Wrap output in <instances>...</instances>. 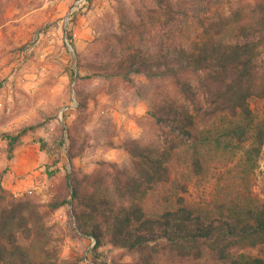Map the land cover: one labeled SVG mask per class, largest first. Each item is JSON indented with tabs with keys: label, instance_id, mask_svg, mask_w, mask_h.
<instances>
[{
	"label": "rangeland",
	"instance_id": "374dc122",
	"mask_svg": "<svg viewBox=\"0 0 264 264\" xmlns=\"http://www.w3.org/2000/svg\"><path fill=\"white\" fill-rule=\"evenodd\" d=\"M247 2L0 0V187L31 202L32 212L30 237L9 246L1 264H215L204 244L196 245L204 252L198 260L179 256L180 246L164 242L122 249L90 207L73 201L51 210L48 204L71 202L69 176L86 195L118 206L137 203L154 219L179 206L206 208L216 189L231 181L254 193L264 188V143L251 161L243 155L249 142L234 155L204 146L202 173L195 174L186 138L151 116L156 103L183 102L174 82L137 73L124 78L119 69L136 48L147 56L158 52V39L185 47L227 39L232 11L250 19ZM258 120L264 124V114ZM28 126L34 129L9 153L3 135ZM221 126L225 122L217 117L194 122L195 130L213 135ZM126 146L164 159L169 181H145L146 171L152 174L149 165L138 164ZM96 224L104 232L94 251L95 240L87 234ZM260 248L236 246L230 252L256 257L263 255Z\"/></svg>",
	"mask_w": 264,
	"mask_h": 264
},
{
	"label": "trees",
	"instance_id": "16d2710c",
	"mask_svg": "<svg viewBox=\"0 0 264 264\" xmlns=\"http://www.w3.org/2000/svg\"><path fill=\"white\" fill-rule=\"evenodd\" d=\"M247 1L245 7L250 19H241L237 11H232L225 25L230 27L227 39H204L189 47L158 39L155 45L158 52L147 56L136 48L127 54L119 68L124 78L137 73L150 80L174 82L183 102L156 103L151 116L158 124L168 126L171 133L186 138L189 143L186 153L190 154V166L195 174L202 173L200 156L204 146L234 155L249 142L243 155L245 161H251L252 153H258L264 143V124L258 120L264 114V0ZM141 37L139 34L138 39ZM129 43L133 45L134 41L129 39ZM200 117H217L225 126L214 135L208 130H195L194 122ZM33 129L34 126H28L15 134H4L8 152L12 153L21 138ZM126 149L132 157L139 158L138 164L149 165L152 174L146 171L145 181H169V166L164 165V159L137 154L130 146ZM66 155L69 160L73 158L70 149ZM68 179L71 202H52L49 208L55 210L67 203L73 206V201L90 207L107 223L112 243L122 249L164 242L180 246L179 256L198 260L204 252L196 245L204 244L209 247L215 264H264V248H260L263 255L256 257L230 252L236 246L264 245V188L259 193L252 192L246 184H241L242 176L240 183L231 181L216 189L206 208L179 206L165 210L159 219L146 217L137 203L118 206L107 199L86 195L77 180L71 176ZM30 206L27 199L16 200L0 187V264L9 246L17 248L19 240L30 237ZM79 215L84 213H75L78 220ZM103 232V227L96 224L87 234L95 240L94 251L101 245ZM144 263L154 264L149 260Z\"/></svg>",
	"mask_w": 264,
	"mask_h": 264
}]
</instances>
